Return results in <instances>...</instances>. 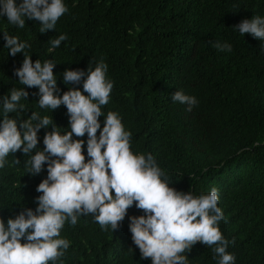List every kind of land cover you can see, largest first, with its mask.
Segmentation results:
<instances>
[{
	"label": "trees",
	"instance_id": "1",
	"mask_svg": "<svg viewBox=\"0 0 264 264\" xmlns=\"http://www.w3.org/2000/svg\"><path fill=\"white\" fill-rule=\"evenodd\" d=\"M63 2L68 11L46 33L39 32L37 20L26 18L18 28L0 16V98L13 87H24L28 97L21 103L28 111L20 119L35 111L52 116L62 134L70 131L66 106L53 112L40 108L38 88L19 83L14 70L24 55L8 54L4 31L31 45L25 51H31L33 62L53 60L56 95L69 88L83 93V78L79 84L63 82L65 69L87 74L88 66L103 61L114 86L102 111L105 116L109 111L119 114L131 133V151L151 153L177 191L199 196L217 188L225 217L219 228L226 239H234L227 251L235 255V264H264V42L242 36L234 27L243 19L264 17V0ZM62 33L67 40L50 50L49 41ZM216 41L231 44L232 51L217 50ZM178 90L198 100L191 111L171 99ZM2 108L0 103V120ZM98 119L102 128L105 117ZM50 131L51 125L39 130L40 150ZM73 139L84 141L87 161V135ZM14 156L0 168V218L5 224L25 208L35 212V198L41 195L36 187L47 177V164L30 175L25 165L30 157L20 151ZM139 215L143 211L133 205L114 231L102 229L91 214L79 216L75 225L66 221L60 235L70 246L57 264H152L141 258L131 238L128 217ZM186 254L188 264H217L219 259L199 242Z\"/></svg>",
	"mask_w": 264,
	"mask_h": 264
},
{
	"label": "clouds",
	"instance_id": "2",
	"mask_svg": "<svg viewBox=\"0 0 264 264\" xmlns=\"http://www.w3.org/2000/svg\"><path fill=\"white\" fill-rule=\"evenodd\" d=\"M67 11L63 0H21L19 4L0 0V16H6L18 28L25 26L26 18L37 20L40 33L56 29ZM234 27L242 36L250 34L264 42V17L243 19ZM3 39L9 55H24L21 66L14 70L19 83L38 88L40 108L53 112L66 106L70 131L62 134L52 116L35 111L20 119L28 111V106L21 103L28 97L24 87H13L0 98V168L17 151L30 157L25 161L30 175H38L47 164V177L36 187L41 195L35 198V212L25 208L6 224L0 218V264H57L70 246V241L60 235L66 221L75 225L79 216L91 214L102 229L110 227L114 231L133 205L144 213L128 217L131 238L141 258H150L152 264H188L186 253L199 242L212 248L219 257L217 264H235V255L227 251L234 239H226L219 228L225 217L218 207V189L213 187L207 194L193 196L170 187L151 153L131 151V133L125 130L119 114L109 111L105 116L102 106L109 103L114 86L106 76V63L88 66L87 74L82 69H65L63 82L79 84L83 78V93L87 94L79 88H69L56 95L59 89L53 60L33 62L31 51H25L30 44L7 31ZM66 40L63 33L50 40V50ZM213 46L219 51H232L227 42L216 41ZM171 99L187 105V111L198 104L196 97L180 90ZM10 113H15L16 118H10ZM101 116L105 117L102 128L98 119ZM49 125L51 131L45 133L44 148L40 150L38 132ZM85 134L87 161L82 150L84 141L73 139V135L79 138ZM14 163L19 164V159L15 158Z\"/></svg>",
	"mask_w": 264,
	"mask_h": 264
}]
</instances>
